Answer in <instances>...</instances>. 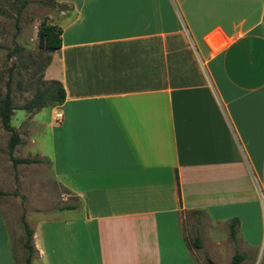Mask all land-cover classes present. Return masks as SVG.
<instances>
[{
	"label": "crops",
	"instance_id": "1",
	"mask_svg": "<svg viewBox=\"0 0 264 264\" xmlns=\"http://www.w3.org/2000/svg\"><path fill=\"white\" fill-rule=\"evenodd\" d=\"M55 1L63 9L48 21L61 27L60 45L41 78L59 81L64 97L48 105L47 154L25 151L31 130L47 124L42 107L13 127L11 154L44 160L79 203L55 213L36 206L31 263L199 264L183 238L184 212L204 214L200 239L219 229L226 250H258L264 0ZM214 29L225 38L216 49L205 39ZM5 136L0 125L7 149ZM0 264H17L1 211Z\"/></svg>",
	"mask_w": 264,
	"mask_h": 264
},
{
	"label": "rangeland",
	"instance_id": "2",
	"mask_svg": "<svg viewBox=\"0 0 264 264\" xmlns=\"http://www.w3.org/2000/svg\"><path fill=\"white\" fill-rule=\"evenodd\" d=\"M62 9L61 3L55 0H0V94L3 95L8 88L13 106L21 105L36 89L44 87L41 68L47 52L38 46L37 25L41 18L50 20ZM24 111L22 108H13L9 119L12 127L20 125ZM49 113L48 106L37 112L41 122L47 124L39 125L40 130H31L28 137L29 147L25 150L28 154H34L38 148L47 154L51 127L48 124ZM25 129L27 119L22 123L20 131L25 132ZM4 131L7 141L9 132L5 129ZM40 160L30 164H13L5 146L0 148V164H7L8 173L3 178L5 183L1 185L4 191L0 189L3 192L0 194V211L7 227L8 243L17 264H24L26 255V249L22 245L21 217L28 226H32L38 219L36 206L40 207L39 212L55 213L54 208L58 206L79 203L74 196L54 182L48 164ZM18 176H21V181ZM203 218L204 214L196 212H184L180 216L184 241L190 249H195L199 264H207L209 261L210 264H264V223L258 250L252 248L241 254L239 259L233 260L238 252L234 246H228L227 250L224 248L222 240L225 235L222 230H210L206 239H200L198 229L203 226ZM195 237L199 240V246L194 243ZM230 238L233 240V237ZM225 242L228 244L227 239ZM33 257L34 253L31 261Z\"/></svg>",
	"mask_w": 264,
	"mask_h": 264
},
{
	"label": "trees",
	"instance_id": "3",
	"mask_svg": "<svg viewBox=\"0 0 264 264\" xmlns=\"http://www.w3.org/2000/svg\"><path fill=\"white\" fill-rule=\"evenodd\" d=\"M62 5V4H61ZM262 20L264 23V7L262 10ZM60 33L61 27L57 24L50 23L45 17L41 18L37 25L36 35L38 40V46L47 52V56L42 69L49 61V51L57 48L60 45ZM44 82V87L41 89H36L33 95L27 99L24 103L19 106H13L11 104V96L10 91L6 88L3 95L0 94V125L3 129L9 132L8 139L6 141L7 145V153L13 164L18 162H37L40 159L35 157H14L11 154L12 148L15 144L19 142V134L15 128H13L9 124L10 115L13 111V108H22L26 110L28 113L39 109L43 106H52L58 104L62 101L64 97V89L61 83L54 79L42 80ZM3 192L0 190V194ZM63 207V206H62ZM66 208H71L73 205H66ZM236 219L232 218L229 223V234L231 237L234 235V223ZM22 229H23V240L22 245L26 249V255L24 257V264H32L31 256L34 253V248L31 243V228L28 226L23 217L20 219ZM194 243L196 246H199V240L197 237L194 238ZM241 257L240 254L236 253L234 255L233 260L239 259Z\"/></svg>",
	"mask_w": 264,
	"mask_h": 264
},
{
	"label": "water",
	"instance_id": "4",
	"mask_svg": "<svg viewBox=\"0 0 264 264\" xmlns=\"http://www.w3.org/2000/svg\"><path fill=\"white\" fill-rule=\"evenodd\" d=\"M205 39L213 49L218 48L225 41V38L219 29H214L211 31L209 34H207Z\"/></svg>",
	"mask_w": 264,
	"mask_h": 264
},
{
	"label": "built area",
	"instance_id": "5",
	"mask_svg": "<svg viewBox=\"0 0 264 264\" xmlns=\"http://www.w3.org/2000/svg\"><path fill=\"white\" fill-rule=\"evenodd\" d=\"M60 116H61L60 112L59 111H56V112H54V117L53 118L55 120H58L60 118Z\"/></svg>",
	"mask_w": 264,
	"mask_h": 264
}]
</instances>
